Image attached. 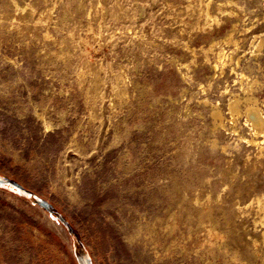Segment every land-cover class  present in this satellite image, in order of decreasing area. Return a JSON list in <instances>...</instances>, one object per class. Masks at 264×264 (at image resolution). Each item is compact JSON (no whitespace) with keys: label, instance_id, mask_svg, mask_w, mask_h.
I'll return each mask as SVG.
<instances>
[{"label":"rangeland","instance_id":"374dc122","mask_svg":"<svg viewBox=\"0 0 264 264\" xmlns=\"http://www.w3.org/2000/svg\"><path fill=\"white\" fill-rule=\"evenodd\" d=\"M191 1L0 0V264H264V0Z\"/></svg>","mask_w":264,"mask_h":264},{"label":"bare ground","instance_id":"6f19581e","mask_svg":"<svg viewBox=\"0 0 264 264\" xmlns=\"http://www.w3.org/2000/svg\"><path fill=\"white\" fill-rule=\"evenodd\" d=\"M189 1H191V0H189ZM197 2H198V4L196 6L190 8V13L193 15H197L196 17H198V18L202 17L203 19H205L206 22H207V20L209 21V19L211 17L210 12H209L210 0H198ZM194 3L195 2H192V6ZM216 8L218 10H220V5H217ZM186 11H188V10H186ZM191 17H192V15H191ZM196 17H195V19H196ZM49 18H50V15H49ZM215 19L216 18H211L210 20H215ZM46 20H47V17H46ZM198 22H200L199 19H198ZM40 23L42 25V21ZM40 23L38 22V25ZM45 25H46V23H45ZM203 25H205V24H203ZM232 31H233V29L229 32L228 37L225 39V43H227V44L231 43L234 47H236L237 41L232 37ZM253 42L254 41H252L251 43L253 44ZM215 45H216V42L211 43L208 50L213 51ZM220 46H218V47L220 48ZM259 46H260V41L258 42L256 47L258 48ZM188 47L189 46H187V48ZM216 47H217V45H216ZM218 47H217V49H218ZM214 54H215V63H214L213 67L214 68H216L218 66L223 67L227 60H226V53L223 51L222 47H221V49H218L217 52L214 51ZM233 69L234 68H232V70ZM243 77H244V73H240V79H242ZM119 87H120V85L118 86V88ZM240 89H241L242 94H232L229 92L228 89H224L222 91V94L223 93L229 94V97L226 100V111H227V115H228V119H229L228 121L232 124L238 119L239 116H242L245 124L248 126V130L250 132V137L246 138L244 136H241V138L246 143L259 147V145L264 143V110L261 108L258 100L253 96V94L251 92V86L247 85V87H246L244 85H241ZM118 93H119V91H118ZM203 102H207V100L205 99ZM210 116H211V119H212L214 125H218L221 127L226 126L225 121H224L225 120L224 114L219 109L218 105H212ZM229 129H231V127ZM231 131L234 132V129H231ZM259 206H260V208L264 207L263 201H262V203L259 202ZM262 210H264V208Z\"/></svg>","mask_w":264,"mask_h":264}]
</instances>
